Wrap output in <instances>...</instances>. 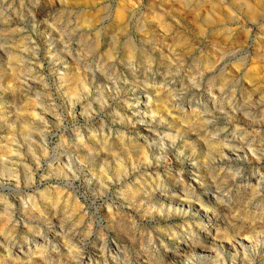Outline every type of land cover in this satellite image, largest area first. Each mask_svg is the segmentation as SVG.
Masks as SVG:
<instances>
[{"label": "rangeland", "instance_id": "374dc122", "mask_svg": "<svg viewBox=\"0 0 264 264\" xmlns=\"http://www.w3.org/2000/svg\"><path fill=\"white\" fill-rule=\"evenodd\" d=\"M188 1L0 0V264H264V8Z\"/></svg>", "mask_w": 264, "mask_h": 264}, {"label": "bare ground", "instance_id": "6f19581e", "mask_svg": "<svg viewBox=\"0 0 264 264\" xmlns=\"http://www.w3.org/2000/svg\"><path fill=\"white\" fill-rule=\"evenodd\" d=\"M184 1H187V0H184ZM191 1V0H190ZM190 1H188V2H190ZM219 1V0H218ZM228 2H230L231 3V5L233 6V7H236L238 10H240L242 7H244V8H242V9H245V14L246 15H252V12H251V9H250V6H249V4L247 3V2H242V1H240V0H227ZM244 1V0H243ZM255 1V0H254ZM253 1V2H254ZM203 2H205V1H203ZM220 2H222V0L220 1ZM254 3H256V2H254ZM253 3V4H254ZM257 3H258V5H260V6H262L263 8H264V0H257ZM161 4V3H160ZM168 6V5H167ZM181 6V5H180ZM186 6V5H185ZM200 6V5H199ZM202 6V5H201ZM212 7V6H211ZM262 7H259V8H262ZM107 8V7H106ZM105 8V9H106ZM124 8V7H123ZM196 8V7H195ZM213 8V7H212ZM258 8V7H257ZM222 9V8H221ZM252 9H253V7H252ZM258 11V10H257ZM262 11V10H261ZM212 12V11H211ZM228 12V11H227ZM167 13V12H166ZM164 14V13H163ZM220 14V13H219ZM232 14V13H231ZM260 13H257V15L256 16H258ZM97 15V14H96ZM124 15V14H123ZM224 15V14H223ZM261 15H262V13H261ZM231 16H233V15H231ZM230 16V17H231ZM263 16V15H262ZM226 17V16H225ZM247 17V16H246ZM160 18V17H159ZM164 18V17H163ZM122 19V18H121ZM161 19V18H160ZM171 19V18H170ZM251 19V18H250ZM253 19V18H252ZM256 19V18H255ZM159 20V19H158ZM165 21V20H164ZM211 23V22H210ZM225 23V22H224ZM205 24V23H204ZM215 26V25H214ZM217 26V25H216ZM206 27V26H205ZM178 44V43H177ZM176 44V45H177ZM111 51V50H110ZM210 64V63H209ZM20 76H22V74L20 75ZM16 77V76H15ZM15 80V79H14ZM82 85V84H81ZM12 93V92H11ZM262 97V96H261ZM258 189V188H257ZM6 210V209H5ZM31 210V209H30Z\"/></svg>", "mask_w": 264, "mask_h": 264}]
</instances>
